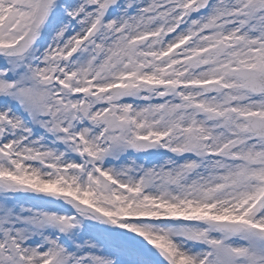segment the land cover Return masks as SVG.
Segmentation results:
<instances>
[{
    "label": "snow or ice",
    "instance_id": "obj_1",
    "mask_svg": "<svg viewBox=\"0 0 264 264\" xmlns=\"http://www.w3.org/2000/svg\"><path fill=\"white\" fill-rule=\"evenodd\" d=\"M0 264H264V0H0Z\"/></svg>",
    "mask_w": 264,
    "mask_h": 264
}]
</instances>
